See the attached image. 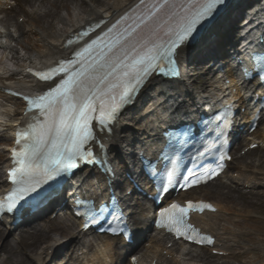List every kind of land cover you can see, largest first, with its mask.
<instances>
[{
    "label": "snow or ice",
    "instance_id": "obj_1",
    "mask_svg": "<svg viewBox=\"0 0 264 264\" xmlns=\"http://www.w3.org/2000/svg\"><path fill=\"white\" fill-rule=\"evenodd\" d=\"M139 3L142 7L131 9L132 14L128 10L123 15L117 13L119 19L105 32L107 39L92 40L82 51L74 53L75 59L62 60L46 71L30 69L32 76L43 85L38 89L42 94L10 93L34 115L16 131L18 147L12 151L16 167L9 172L14 189L7 196V202L0 203V212L13 211L21 201L38 202L42 196L38 189L50 179L63 175L74 185L72 199L83 207V212L76 214L85 218V227L108 224V231L114 236H128L130 221L135 220V215H129L133 212L131 202H125L121 196H131V189L119 185L122 180H127L132 187L138 188L139 184L134 178L117 173L108 158L104 137L112 140L108 133L123 118L122 110L134 105L142 93L153 96L149 108L160 105L157 125L165 128L160 141L164 147L152 158L145 152L148 145H141L135 158L150 178H159L160 193L175 188L180 180L188 186L198 184L205 177L219 174L223 168L222 164H217L215 169L209 170L201 165L198 156L204 153H189L191 167H187L182 153L192 144L194 132L191 127L169 131L177 118L186 120L187 117L182 115V110L176 111L167 97L169 85L180 79L179 61L184 48L208 26L217 6H223L226 0H139ZM100 23L97 21L93 27H99ZM75 35L86 36L88 31L84 29ZM72 43L70 37L67 44ZM254 58L257 68L264 73V56ZM244 75L250 73L245 71ZM260 82L264 84V77ZM228 111L231 109L220 115ZM220 115L214 114L209 121L201 120L199 123L205 125L202 132L226 136L227 122L216 123ZM211 147L219 151L220 145ZM219 158L225 159L223 153ZM161 161L163 168L157 171ZM101 164L99 176L87 174L91 167L99 168ZM89 185L103 193L99 205L94 199H83L79 194ZM26 197L32 200L27 201ZM206 209L215 211L211 204L203 202L189 201L186 207L172 204L170 209L160 213L159 226L177 239L214 245L212 236L199 233L187 222L191 211Z\"/></svg>",
    "mask_w": 264,
    "mask_h": 264
},
{
    "label": "bare ground",
    "instance_id": "obj_2",
    "mask_svg": "<svg viewBox=\"0 0 264 264\" xmlns=\"http://www.w3.org/2000/svg\"><path fill=\"white\" fill-rule=\"evenodd\" d=\"M259 1L263 2L264 0ZM65 2L67 3L64 4L61 0H48L44 4L42 0H33L35 5L27 9L29 21L25 19L22 26L15 25L9 20L0 19V28L5 31L0 40V115L2 123L10 124L7 129L8 134L0 138L4 143L3 146H5L0 149V189L7 186L4 170L9 169L12 164L10 148L14 146L13 130L28 120L23 116L25 113L24 103L9 96L6 92L13 90L26 95L39 93L38 89L43 85L27 75L26 68L55 65L59 60L70 58L72 51L66 48V41L73 31L83 29L97 21L117 20L119 19L117 13L123 15L139 0H76L75 2L65 0ZM57 6L61 8L58 14L54 12V8ZM262 19L264 20V15ZM228 32L227 28L222 29L219 38L224 41L228 37ZM187 53L184 50L181 56L183 65L188 60ZM185 69L183 78L169 85L170 94L167 97V101H173L176 111L182 110L183 116L193 114L205 100H209L211 104H216L219 98L218 89L222 88V86L209 85L208 79L201 86L199 84L200 71L194 69L195 73H190L191 71ZM205 76L207 75L204 72L203 77L205 78ZM197 87L203 92L207 91L209 95L200 97ZM238 97H241V92H239ZM152 100V95L142 93L139 95L135 106L122 113L123 118L112 130V140L107 137L104 138L105 146L111 155L122 158L125 155V149H131L134 143L154 139L158 136L157 129L160 126L157 125V120H159L158 109L160 105L154 104L149 108ZM154 113L157 115L154 116ZM161 123L163 122L161 121ZM256 138L264 139V128L259 137L254 139ZM262 161V159L258 161L259 165L264 163ZM241 167L243 169L241 168L237 172V178H234V175L224 177L221 179V183H225L226 180L230 181L232 183L230 188L233 191H236L239 183H242L244 187L249 183L250 176L247 174L250 169L245 165ZM122 169L127 170V167L123 165ZM87 174L90 176L100 175L91 170ZM253 174L255 181L250 183L251 189L262 190V192H258L261 202L257 211L246 206L243 207L241 203L232 205V202L224 203L217 200L214 203L218 208L217 213H206L202 217H195L196 224L204 232L216 237V244H218L216 251L229 255L226 258H217L216 261H222L221 264L224 261L227 264H236L235 261L238 257L243 258L240 264H264V213L260 211L264 207V173L254 171ZM221 183L217 185V181H214L211 184L216 185L215 187L208 184L193 192L207 191V194H230V188L221 185ZM86 190L92 193L97 192L92 185H89ZM238 191L241 192L242 190ZM102 195L103 193L96 197ZM104 199L107 197L104 196ZM138 208L140 211L134 214L138 217V225L145 227L146 230L149 209L142 204H138ZM0 224H2L0 226V254H2L0 264H55L61 253L67 250L71 252L70 261H73L72 264H111L112 262L114 264L115 257H117L115 246L123 245L121 240L105 236L97 238L98 241L95 243H91L87 239L83 241L82 236L84 235L79 230L80 223L77 224L68 219H56L54 222L48 219L42 224L38 223L33 227H25L18 233V241L15 243L5 239V236L12 231L10 225L8 223ZM157 237L158 235L154 234L152 241ZM176 245L178 244L176 243ZM180 246L178 245V248ZM76 247L79 248L77 251H80V255L77 254V256H75L76 252L74 251ZM181 247L184 248L171 249L175 251L172 259H165L159 264H188V262L206 264L211 259V255L201 254L208 248ZM164 248L163 243H159L153 247L150 253L143 252L144 255L139 253L141 254L139 255L141 263L153 264L155 260L150 259V257L158 258L157 253L160 252V249L165 250ZM171 250L169 252H172ZM120 256L123 257L124 255L120 254ZM161 259L158 258V261ZM62 264L67 263L63 262Z\"/></svg>",
    "mask_w": 264,
    "mask_h": 264
},
{
    "label": "rangeland",
    "instance_id": "obj_3",
    "mask_svg": "<svg viewBox=\"0 0 264 264\" xmlns=\"http://www.w3.org/2000/svg\"><path fill=\"white\" fill-rule=\"evenodd\" d=\"M35 1H39V0H35ZM46 1L48 0H42V3L46 4ZM64 4L67 3L65 2V0H61ZM76 0H71V2H75ZM13 2H16V7L13 8L12 10H5L3 11L1 14H0V19H4V20H9L11 21L13 24L15 25H19V26H22L24 24V22H20V20H28V7H33L35 4L33 3V0H13ZM70 2V3H71ZM55 9V13H59L61 11V8L59 6H57ZM4 13H7L6 15ZM29 21V20H28ZM234 35V34H232ZM1 72H3L1 70ZM206 78L207 77H201L199 78V84L202 86L205 84L206 81ZM212 78L209 77V82L211 83V80ZM201 80V81H200ZM201 82V83H200ZM198 92L200 94H203L204 92L201 90V89H198ZM3 132L0 133V138H2V136H5L7 133H8V130L7 129H2ZM3 141L0 140V149H2L3 147ZM244 147V146H243ZM241 149V148H240ZM239 149V150H240ZM239 150L236 152V154L234 155L235 159H234V162L232 164V168H233V171L230 173L231 175L232 174H236L233 173L234 171H238L240 170V168H242L241 166L242 165H245L247 166L250 170L249 172V175L251 176H254L253 172L254 171H261L264 173V166H260L258 161L260 159H262L264 161V149L263 150H256L255 152H251V153H248L246 156H241L240 153H239ZM262 161V162H263ZM264 165V163L262 164ZM3 172V171H2ZM252 178V177H251ZM220 184V181L217 183V185ZM221 185H224L221 183ZM216 185H211V187H215ZM225 186V185H224ZM226 187V186H225ZM205 189H209V188H205ZM241 190V187L238 188ZM231 190V188H230ZM230 194L226 195L227 193H215V194H207L206 192L207 191H201L199 193H194L192 194V197L193 198H198V197H201L205 200H208V201H211V202H214L216 203L217 200H221L222 202L224 203H231L232 202V205L236 204V203H241L242 206H246L248 207L249 209H252L254 211H257V208H258V205L260 204V195L258 194V192H262L260 190H257L255 189V191H253L254 193H246L244 194L243 192H238V191H233L231 190ZM234 195V196H232ZM191 196V195H190ZM189 196V197H190ZM261 212L264 213V207L262 208V210H260ZM55 219H53L54 221ZM43 222H41L42 224ZM18 234H15V233H11L9 235H6L5 236V239L7 240H12L14 241L15 240V237H17ZM65 239V238H63ZM15 243V241H14ZM65 252V251H64ZM63 254L61 255V257L59 258H65V257H68V254ZM201 254L205 255V256H210L206 251H202ZM2 257V254H0V258ZM217 258H213L211 257V259H209L206 264H221L222 261H216ZM227 261V260H226ZM243 261V258L241 257H238L236 259V264H240V262ZM188 264H191V262H188ZM192 264H196V263H192ZM223 264H227V262H223Z\"/></svg>",
    "mask_w": 264,
    "mask_h": 264
}]
</instances>
